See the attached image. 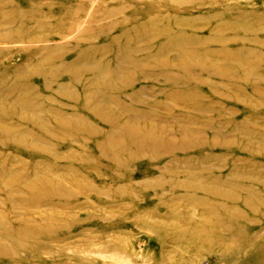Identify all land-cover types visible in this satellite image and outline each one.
Masks as SVG:
<instances>
[{
  "label": "rangeland",
  "instance_id": "obj_1",
  "mask_svg": "<svg viewBox=\"0 0 264 264\" xmlns=\"http://www.w3.org/2000/svg\"><path fill=\"white\" fill-rule=\"evenodd\" d=\"M0 264H264V0H0Z\"/></svg>",
  "mask_w": 264,
  "mask_h": 264
}]
</instances>
